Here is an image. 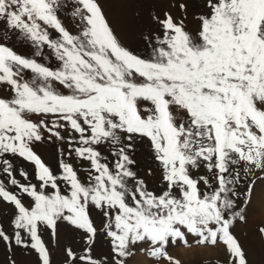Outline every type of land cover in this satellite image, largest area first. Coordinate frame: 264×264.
Segmentation results:
<instances>
[{"label": "snow or ice", "instance_id": "obj_1", "mask_svg": "<svg viewBox=\"0 0 264 264\" xmlns=\"http://www.w3.org/2000/svg\"><path fill=\"white\" fill-rule=\"evenodd\" d=\"M116 2L134 9L143 51L126 43L136 27L118 31L101 0H0L7 264H18L17 250L53 264V248L62 264H182L179 247L222 248V264H251L234 228L256 214L264 183V0ZM12 34L31 56L9 46ZM45 48L57 66L40 62ZM138 140L159 168V190L136 170ZM55 142L53 168L36 145ZM256 232L264 241V224Z\"/></svg>", "mask_w": 264, "mask_h": 264}, {"label": "rangeland", "instance_id": "obj_2", "mask_svg": "<svg viewBox=\"0 0 264 264\" xmlns=\"http://www.w3.org/2000/svg\"><path fill=\"white\" fill-rule=\"evenodd\" d=\"M199 0H190V3L193 5L197 4ZM102 5L105 8V11L110 20L113 21L114 26L117 27L118 31L121 29L127 30L130 26L136 27V31L131 35V38L126 41L130 46L143 51L144 43L141 41L139 36V26L140 21H137L133 16L134 9L129 6H123L116 2V0H101ZM150 5L144 4L139 11L143 16V24L148 25V11ZM195 11H199V9H194ZM175 12V10H173ZM61 18L64 19L65 24L75 31V26L70 19L67 18L65 13H61ZM188 27L189 29L194 28L195 21L192 18V13H189L188 16ZM0 30H2V25H0ZM55 35V33H53ZM9 46L13 47L19 54L25 56H31L33 49L30 43L17 39L16 34H12V39L8 41ZM41 63H45L49 66L55 67L57 66V61L55 56L51 53L50 50L44 49L43 55L38 58ZM31 76V73H27L25 78ZM7 94L6 92L4 93ZM57 147H59V142L55 143H41L36 145V151L40 153L43 159L50 164L53 168L57 167ZM66 147V145H65ZM105 156L108 155V149H101ZM133 158L137 161L136 170L138 174L145 178L149 184L150 189L159 190L160 185L158 184V177L160 175L159 168L155 161L152 159V156L147 147V141H137L135 144V152L133 154ZM111 159V157H109ZM19 164H22L30 173L33 171L32 166L28 164H24L23 161H18ZM74 163L78 168H80V162L78 160H74ZM151 168L153 170V176H147V170ZM194 174L199 175L203 174V169L199 172H194ZM80 175L82 179H86V172L81 169ZM243 190V188L241 189ZM264 194V183H258L256 187V199L255 206L257 208V212L254 216L250 215L249 222L247 224L238 223L234 232L241 241V243L245 246V248L249 251V260L251 264H264V241H262L256 232V228L258 225L264 224V209H262L260 204V197ZM93 217L96 219L97 224L100 223V214L97 212L95 208L92 209ZM6 215L3 209H0V216ZM5 227L9 228L7 224V220L5 219ZM10 231V228H9ZM44 239L48 240L49 235L47 232L44 234ZM52 247V244H50ZM107 248L106 244L101 241V244L97 246V253L101 251H105ZM172 254L176 255L178 258L182 260V264H222L223 261V249H186L183 247L176 248L172 250ZM18 264H32L34 261L33 256H23L20 255L19 250H17L16 256ZM53 264H62L63 255L59 250L53 248ZM0 264H7L5 252L3 246L0 245ZM129 264H152L151 260L146 259L143 256H138L135 261H130Z\"/></svg>", "mask_w": 264, "mask_h": 264}]
</instances>
